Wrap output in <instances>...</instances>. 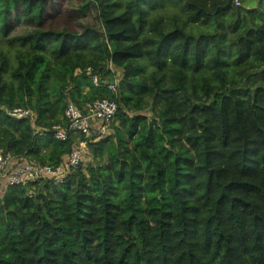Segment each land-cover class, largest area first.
Masks as SVG:
<instances>
[{
	"label": "trees",
	"instance_id": "1",
	"mask_svg": "<svg viewBox=\"0 0 264 264\" xmlns=\"http://www.w3.org/2000/svg\"><path fill=\"white\" fill-rule=\"evenodd\" d=\"M50 1L0 0V152L87 146L63 183L5 180L0 264H264V0H83L80 31L45 29ZM104 99L107 135L71 129Z\"/></svg>",
	"mask_w": 264,
	"mask_h": 264
},
{
	"label": "built area",
	"instance_id": "2",
	"mask_svg": "<svg viewBox=\"0 0 264 264\" xmlns=\"http://www.w3.org/2000/svg\"><path fill=\"white\" fill-rule=\"evenodd\" d=\"M237 7L240 6L238 0L235 1ZM91 74V70H88ZM91 79L94 85L98 86V77L91 75ZM118 82L115 81L113 84H109L108 88L116 92ZM117 104L107 99L98 100L91 104H88L86 114H83L75 106L69 105L65 115L68 120L71 121V129L78 130L85 134L86 138L90 137L91 131L96 126L98 129V135H107L110 125L115 119L117 112ZM9 115L16 119L33 118L34 115L30 110L16 109ZM96 122H100L96 125ZM60 127H55L56 138L65 141L68 137L66 132L59 130ZM87 142L82 141L75 148L68 160L61 166H41L35 163H19V161L11 156V154H4L0 152V178L7 180L9 185H20L27 182H33L39 179L51 178L56 183H63L66 176L70 171L76 170L83 159V151H85Z\"/></svg>",
	"mask_w": 264,
	"mask_h": 264
},
{
	"label": "rangeland",
	"instance_id": "3",
	"mask_svg": "<svg viewBox=\"0 0 264 264\" xmlns=\"http://www.w3.org/2000/svg\"><path fill=\"white\" fill-rule=\"evenodd\" d=\"M239 3L241 0H238ZM242 2V1H241ZM252 2V3H251ZM260 0H247V5L251 3L252 7H257ZM83 0H52L48 3V11L45 15V29H69L73 31H80L81 26H93L100 28V23L97 20L95 10L91 9L80 15L78 12ZM32 27L24 21H13V29L11 31V38L31 32ZM0 42L4 39L0 36ZM2 44V43H0ZM4 44V43H3ZM85 154V151H83ZM84 161H88L87 155H84Z\"/></svg>",
	"mask_w": 264,
	"mask_h": 264
},
{
	"label": "crops",
	"instance_id": "4",
	"mask_svg": "<svg viewBox=\"0 0 264 264\" xmlns=\"http://www.w3.org/2000/svg\"><path fill=\"white\" fill-rule=\"evenodd\" d=\"M98 123H100V122H96V125H97ZM5 185H6L5 180L1 179V181H0V195H2V193L4 192V187H5Z\"/></svg>",
	"mask_w": 264,
	"mask_h": 264
}]
</instances>
